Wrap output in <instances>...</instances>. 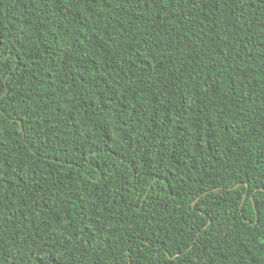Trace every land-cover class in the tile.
<instances>
[{"label": "trees", "instance_id": "obj_1", "mask_svg": "<svg viewBox=\"0 0 264 264\" xmlns=\"http://www.w3.org/2000/svg\"><path fill=\"white\" fill-rule=\"evenodd\" d=\"M0 264H264V0H0Z\"/></svg>", "mask_w": 264, "mask_h": 264}]
</instances>
